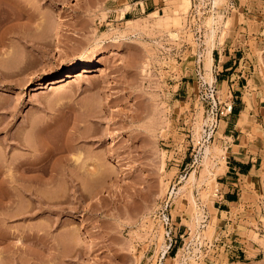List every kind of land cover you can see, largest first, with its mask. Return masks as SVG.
<instances>
[{"label": "rangeland", "instance_id": "obj_1", "mask_svg": "<svg viewBox=\"0 0 264 264\" xmlns=\"http://www.w3.org/2000/svg\"><path fill=\"white\" fill-rule=\"evenodd\" d=\"M181 1L39 0L60 41L26 17L23 42L4 47L13 53L0 54V264H264L260 1L190 0L177 22ZM240 23L237 56L252 76L242 77L250 108L234 139L232 113L215 130L209 121L205 55L211 24L219 49ZM57 46L91 55L56 73ZM87 63L106 74L82 75ZM212 74L220 99L235 102ZM233 150L255 167L219 214Z\"/></svg>", "mask_w": 264, "mask_h": 264}, {"label": "bare ground", "instance_id": "obj_2", "mask_svg": "<svg viewBox=\"0 0 264 264\" xmlns=\"http://www.w3.org/2000/svg\"><path fill=\"white\" fill-rule=\"evenodd\" d=\"M38 1L39 0H0V54H2V56L5 59H7L13 53L11 50L4 48L5 46L16 45L17 42L14 44V41H18L20 43L23 42V39L25 36L23 33V29H24V25L27 24V21L25 22V20H24L26 17L28 18L29 23L32 22V26L37 32L45 34V37L52 35V33L54 32L53 37H55V39L60 41L61 33L58 30L59 27L57 28V30H55L56 27H54L52 25L48 16L36 8V4ZM217 1H219V0H214L215 5H216ZM190 5H191L190 0H182L181 1L180 7H179L180 10H177L176 11L177 13L175 12L176 13L175 14L176 18H174L175 21L179 22L177 15L180 14L181 10H183V12L187 11V9L190 7ZM149 14L153 15L154 17H158L159 19H156L157 21L162 20L159 16H157L158 14H157L156 10L151 11ZM32 20H34V23ZM132 22H133L132 20H129L127 23L132 24ZM216 34H217L216 27L211 24L209 35L207 38L208 48H207L206 55H205L206 56L205 62H206V67H207V71H205V72H206V74L207 73L209 74L211 82L214 81V79H215L214 75L212 74V71H213V63H214L213 51H214L215 46H216ZM14 39H16V40H14ZM2 46H3V49L1 48ZM55 50H56V52L54 54V57H55L56 62L54 64V66L52 67V69L56 73L62 72L64 69V66H68L71 61L75 60V61H79V62H84L87 59H89L90 55H91V49H84V50L78 51L74 48H67L65 50H62L61 47L57 46ZM3 57H0V58H3ZM2 61H4V60L2 59ZM80 70H81L82 75L94 76V79L95 78L98 79V77L106 74V70L104 69V67L97 66L93 63H87L86 65L82 66ZM197 125H199V123ZM209 150H210V148L207 147L205 149V152L208 153ZM217 150L220 152H224V149L222 147L217 146ZM75 157H76L75 159L78 160L80 158V153H79V155H76ZM25 165H26L25 166L26 170L32 168V162H30V163L26 162ZM205 178H206V176H205ZM38 206H39V208H42L41 204H38ZM0 207H1V205H0ZM201 209L198 210L197 215L195 217V219H197V223H198L197 225H200L202 223L201 222L202 219L204 218V215H203V212ZM48 210L52 211V208H48ZM15 216H16V214H15ZM73 234H74V232H73ZM4 235H6V234L4 232H2V230H0V238ZM69 237H70V235H69ZM71 237H72V239L74 238L72 235H71ZM75 242L77 243L78 241L76 240ZM75 242L74 243L71 242V243L73 245H75L76 244ZM189 250H190V248H189ZM196 250H197V248H196ZM190 257H192V256H190ZM44 261H46V260H44ZM47 263L48 262H46V264ZM190 263L191 262H189V264Z\"/></svg>", "mask_w": 264, "mask_h": 264}, {"label": "crops", "instance_id": "obj_3", "mask_svg": "<svg viewBox=\"0 0 264 264\" xmlns=\"http://www.w3.org/2000/svg\"><path fill=\"white\" fill-rule=\"evenodd\" d=\"M260 2L256 3L261 9L262 18L264 19V0H259ZM145 5L143 4V7ZM262 7V8H261ZM127 10L125 11L126 14ZM243 30H246V26L244 24L234 25L231 28L232 34L227 36L220 48H215L214 52L217 51V55L214 57V73L216 75V79L218 82L217 86H221L222 88L227 87L232 95H234V109L231 115L235 116L231 123L226 121L225 130L227 132H231L226 134L228 137H233L234 139H238V136H235L239 127V119L242 116V112L250 108L249 103L244 99V87L246 85L243 83L242 77L246 79L252 74L247 72L246 64H242V60L237 56L238 52L241 49L242 41V33ZM245 32V31H243ZM258 41V40H257ZM251 63L250 61H246ZM250 65V64H249ZM243 69V73H240L241 68ZM230 115V116H231ZM230 116L228 118H230ZM230 124V125H229ZM232 160H227L226 169L223 173V181H221V185L223 187V191L219 198L214 200V207L219 202L220 205L218 207L219 214L229 213L231 210L228 207H231L237 200L236 194H239L240 190V179L243 176H246L251 172L255 164L252 160H244L239 156H236L237 151H232ZM251 161V162H250ZM217 202V203H216ZM226 207V208H224Z\"/></svg>", "mask_w": 264, "mask_h": 264}, {"label": "built area", "instance_id": "obj_4", "mask_svg": "<svg viewBox=\"0 0 264 264\" xmlns=\"http://www.w3.org/2000/svg\"><path fill=\"white\" fill-rule=\"evenodd\" d=\"M209 92H210V94L207 97L209 121L215 130L219 121L223 117H225V116H227L233 112L234 101L233 100L232 101L231 100L230 101H222L220 99V96L218 95V90H217V87L215 84V80H214V85L210 84ZM169 202H170V196L165 202L166 209L169 206ZM164 217H165V221L168 225L172 219L170 213L167 211L166 214H164Z\"/></svg>", "mask_w": 264, "mask_h": 264}]
</instances>
